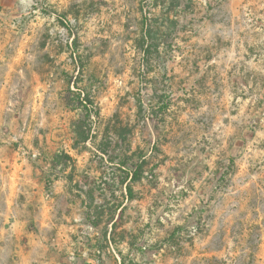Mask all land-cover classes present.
<instances>
[{
  "label": "rangeland",
  "instance_id": "obj_1",
  "mask_svg": "<svg viewBox=\"0 0 264 264\" xmlns=\"http://www.w3.org/2000/svg\"><path fill=\"white\" fill-rule=\"evenodd\" d=\"M3 72L0 145L32 165L63 118L89 124L83 235L123 206L126 264H264V0H0ZM19 244L0 237V264Z\"/></svg>",
  "mask_w": 264,
  "mask_h": 264
},
{
  "label": "crops",
  "instance_id": "obj_2",
  "mask_svg": "<svg viewBox=\"0 0 264 264\" xmlns=\"http://www.w3.org/2000/svg\"><path fill=\"white\" fill-rule=\"evenodd\" d=\"M11 77V72L0 75L1 92L9 90ZM73 124L70 118L62 119L65 130L56 137L58 147L51 151V163L45 168L32 165L18 149L0 145V237L21 242L15 253L22 264H126L127 252L122 247L127 245V238L118 235V240L114 229L123 206L109 221L97 217L96 233L83 235L81 231L93 209L100 208L96 180L84 183L83 174L99 171L93 151L77 144ZM126 159L130 161L125 157L120 163L131 165ZM121 171L115 172L120 188L129 182ZM112 239L118 251L114 245L109 247Z\"/></svg>",
  "mask_w": 264,
  "mask_h": 264
},
{
  "label": "trees",
  "instance_id": "obj_3",
  "mask_svg": "<svg viewBox=\"0 0 264 264\" xmlns=\"http://www.w3.org/2000/svg\"><path fill=\"white\" fill-rule=\"evenodd\" d=\"M76 102L78 103V109H81V110L82 109H90V107H92L94 104V101L91 100L89 98V96L86 95L84 92H81L78 95ZM72 107H73L72 109H74V110L76 109L74 106H72ZM96 115L98 116V113H96L95 116ZM92 117H94V116H91L90 114H88V118H92ZM73 125H74V132L76 133V136H77V144L85 143L91 138L90 134H89V132H90L89 124H87V122L82 123V119H79L78 121L74 122ZM87 126H88V128H87ZM55 161L56 160H54V162ZM133 169L134 170L127 172L126 179H128V176H129L130 179L136 181L140 177V172L142 170V166H138V167L133 166ZM130 173H131V175H129ZM126 190H127V188H126ZM128 193L132 194L131 188L128 189Z\"/></svg>",
  "mask_w": 264,
  "mask_h": 264
},
{
  "label": "built area",
  "instance_id": "obj_4",
  "mask_svg": "<svg viewBox=\"0 0 264 264\" xmlns=\"http://www.w3.org/2000/svg\"><path fill=\"white\" fill-rule=\"evenodd\" d=\"M72 257L74 258V254H72Z\"/></svg>",
  "mask_w": 264,
  "mask_h": 264
}]
</instances>
